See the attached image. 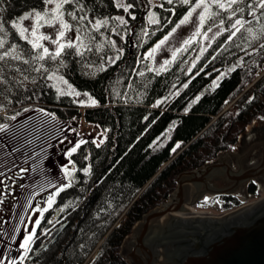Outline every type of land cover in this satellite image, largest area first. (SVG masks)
I'll return each instance as SVG.
<instances>
[{"label":"trees","instance_id":"obj_1","mask_svg":"<svg viewBox=\"0 0 264 264\" xmlns=\"http://www.w3.org/2000/svg\"><path fill=\"white\" fill-rule=\"evenodd\" d=\"M28 2L43 5L42 0H0L8 40L19 44L27 56L30 45L7 22L16 17L17 8H24ZM81 3L95 18L126 14L114 6L113 0ZM162 3L163 9L154 10L160 24H150L146 16L141 18L140 10L135 20L128 21L126 35L112 33L116 47L123 49L114 64L107 62L109 56L117 55L109 46L103 56L92 50L81 58L74 49H67L56 61H45L50 71L58 67V75L78 91L88 93L97 102L95 105L60 95L54 81L46 79L48 72H35L24 64L18 66L28 69L24 72L28 80L19 73L6 72L16 79L9 80L8 85L0 84V90L7 89L0 94V123L10 124L12 120L7 117L19 113L18 117L26 112L24 109L37 106L62 122L83 118L107 136L100 145L86 140L69 158L67 165L71 169L74 163L75 168L72 187L61 192L44 212L37 233L49 236L55 222L58 227L66 224V228L47 250L25 264H84L96 250L92 264H127L121 256L124 240L144 215L176 191L179 175L234 151L246 132L256 122L264 121V34L260 33L264 17L257 21L248 16L247 10L243 14L252 21L245 27H252L258 39L242 29L229 40L225 31L205 52L199 47L190 57L187 51L178 62L156 73L145 54L190 8L176 1L171 5L166 0ZM168 9H174V14ZM230 23L226 20L223 27ZM61 59L65 66H61ZM93 64L104 65L106 70L95 78L84 76L83 67ZM84 168H90V174ZM263 189L254 187L250 194H239L250 199ZM55 191L43 201L39 199L36 207L43 204L42 209L47 208V198ZM233 194L220 196L223 209L241 205ZM69 202L71 206L65 207Z\"/></svg>","mask_w":264,"mask_h":264},{"label":"rangeland","instance_id":"obj_2","mask_svg":"<svg viewBox=\"0 0 264 264\" xmlns=\"http://www.w3.org/2000/svg\"><path fill=\"white\" fill-rule=\"evenodd\" d=\"M174 1L177 2V0ZM128 2H136V0H128ZM138 2L140 6L130 11H133L137 18L141 10V18L143 16H146V20L148 21V12L154 11L156 7H150L148 5V0H138ZM162 2L163 0H153V3L156 5L161 4ZM43 8L44 5H39L36 2H28V4L24 8H17L16 17L13 18V20L16 18L18 19L21 15L31 11L32 9L43 10ZM66 9L72 10L70 6H66ZM187 11L181 16V18L187 13ZM197 12H199V10H197ZM77 14L82 15L84 13L78 12ZM87 15L89 16V18L93 20L95 19V17L90 15V13L88 12ZM121 16L127 18V14ZM66 19H69V22L73 24L74 28L78 26L77 22L72 21L70 17L66 16ZM109 21L111 27H116L115 22H113L111 19H109ZM128 21H130V17L128 18ZM178 21H176V23ZM31 23V20H26L23 22L25 27L30 26ZM85 23H87V21H85ZM196 23L197 17L196 14H194L192 17V22L182 25L179 29H177V31L169 39L166 45L162 46V48L155 54L154 60L150 59L151 68L153 71H155L156 73L164 71L172 63L178 62L181 59L182 55L187 51L190 57H192V55L196 50L199 49V47L201 49H208L210 44L218 36L216 35V33L221 31V29L215 25L212 26V31L208 32L207 40H205L203 35H201L197 38L196 41L191 44V46H186L183 44L184 40L188 39L195 31ZM211 24L212 21H209L205 25V30L207 29L208 25ZM111 27L102 28L99 33L94 31L90 32V35L85 40V43H89L92 50H96L98 54H101L103 56L102 52L104 51V49L108 46L110 47L107 42L108 39L113 40ZM41 31L45 34L52 35L53 38H55V29L45 26L41 29ZM117 31L122 35L126 30L123 26H121L117 27ZM0 35H2V33H0ZM67 35L69 38L75 40L76 32L71 31ZM91 36H95L96 39L92 41ZM44 43L45 46L50 48V50H54L55 45H52L50 41H45ZM97 44H102L103 48H98L96 46ZM155 44H153L152 47H154ZM131 45L134 46L133 43H131ZM182 47H186L187 51H181L177 53L176 59L171 64L167 65L163 70L157 71V69H161V65L165 60L172 59V51ZM110 48L112 49V51H115L114 48ZM24 56H27V52L25 51ZM40 63H43L45 67L48 68V66L45 64V61ZM38 66L39 65L37 64L33 67ZM82 70L84 76L95 78L99 75L102 69L101 65L93 64L84 66ZM51 72L52 71L49 70L46 77L50 75ZM52 81H54L56 88H67L66 85L60 83L56 79H52ZM75 90L78 91L77 89ZM80 93V96H72L78 103H80L81 101L84 102L83 104L91 102V100L83 95L82 92ZM39 109L43 108L31 106V109L18 116L16 120L11 121V123L9 124L11 126V130L8 133H0V145H3V147H0V172L4 174L0 176V181H3V178H7L6 183H0V194L4 192L3 185L7 184L9 188V192L6 195V197L8 198L6 206L9 208V211L6 213L5 219H0V258H2L3 256H8L11 259L17 260L19 257L24 255V250L20 247L18 248L17 243H22L23 238L28 235L29 232L35 231V227L37 228L35 221L39 219L41 213H37V217L33 221L30 230H25L26 223L28 222V218L32 212L35 202L39 199L40 201H43L48 193H50L55 188L51 187L50 183L55 184L57 187L61 184L67 183L62 172V166L69 163V158L65 155L66 151L81 139L85 141H93L98 145L104 143L105 141L106 134H104L100 130L95 129L92 131L83 132L82 128L84 127L80 120L62 122L56 118L52 119L51 117L44 115L39 111ZM46 112L50 113L48 111ZM33 128H39L38 138L36 133H33V135L31 136L26 135L27 132L32 130ZM13 132L17 133L15 137H13L12 135ZM65 137L67 139H65ZM25 139H31L33 140V143L25 144ZM230 153H238V145L234 149V151ZM216 161H218V158L211 163ZM21 169H26V171H21ZM14 182L18 184L16 187H13ZM256 194L257 198H254L253 200L257 199L258 201V199L261 200L262 198H264V193L261 192V190H259ZM220 196L221 195L214 196L212 194L206 193L203 197L195 202V205L191 204V206L196 211L210 212H225L238 208L235 207L229 210L223 209V200L220 198ZM237 196L240 198L238 199L240 200L242 205H246L248 201H250L244 200L241 195ZM253 203H250L249 205ZM1 210L4 209L0 208V211ZM34 244L35 239L31 245V249ZM5 264H7V262H5Z\"/></svg>","mask_w":264,"mask_h":264},{"label":"snow or ice","instance_id":"obj_3","mask_svg":"<svg viewBox=\"0 0 264 264\" xmlns=\"http://www.w3.org/2000/svg\"><path fill=\"white\" fill-rule=\"evenodd\" d=\"M174 0H166V3L171 5ZM178 3L183 5H190L187 13L179 19V21L174 24L172 29L162 38L160 39L154 47H152L146 54L145 59H153L155 58V54L162 48V46L166 45L169 39L173 36V34L179 29L182 25L189 24L192 22V17L196 14L197 23L195 31L192 35L184 40L183 44L186 46H191V44L197 40L198 37L203 35L204 39H208V32L212 31V26L215 25L221 29L220 32H217L216 35H221L223 32H228V39L231 40L232 37L236 36L237 33H240L241 30H245L247 33L253 36V38L258 39L252 27H245L246 25H250L252 23L251 20H246L244 18V12L247 10L248 16L253 19L259 21L261 17H264V0H251V2H246V0H177ZM114 6L117 9H123V11L130 17L131 20H135L136 16L133 10L139 7V2H128V0H113ZM42 4L44 5L43 10L32 9L31 11L24 13L18 19H14L8 21L10 23L11 28L15 29L19 38L26 42L31 47V52L29 57L24 56V49L21 48L19 44L11 43L8 40L9 33L5 28V23L3 17L0 16V84L8 85L9 80H15L14 76H7L6 72H16L19 73L20 76L23 77V80H28V76L24 74L28 69L21 70L18 66L19 64L29 65V68L35 72H49V69L45 67L43 61H56L61 58L67 49H74L76 55L81 58L84 57L85 52H90L92 50L89 43H85V40L89 37L90 32L94 31L99 33L102 28L111 27L110 21L108 18H95L94 20L89 18L87 15L86 6L81 3V0H42ZM148 5L150 7H159L161 9L164 8V4H154L153 0H148ZM66 6H70L72 10H67ZM215 9V10H213ZM199 10V12H197ZM4 11L2 3H0V13ZM168 11L173 12L174 9H168ZM84 13L82 15H78L77 13ZM222 13H228L227 17H224ZM259 14V15H258ZM70 17L72 21L77 22V27L74 28L73 24L69 22ZM217 17H219V21L217 24ZM148 21L150 24H160V19L156 12L149 11L148 12ZM26 20H31L32 23L30 26L25 27L23 22ZM111 20L115 22L116 27H111V31L115 35H121L120 32L117 31V27L123 26L125 28V35L127 34V25L128 19L124 16H115L112 17ZM227 21H231L229 27L224 28ZM87 21V23H85ZM212 21L211 25H208L205 30V25ZM167 23H172L171 20H167ZM45 26L51 27L55 29V38L52 35L45 34L41 31ZM71 31L76 32L75 40L68 37V33ZM260 33L264 34V25L260 26ZM143 35L147 36L148 31L144 30ZM124 36H121V39H124ZM95 36H91V40L94 41ZM45 41H50L52 45H55L54 50H50L49 47L45 46ZM108 44L110 47L115 48L117 55L109 56L107 58V62L114 64L123 54V49L116 47V43L114 40L108 39ZM98 48H103L102 44L96 45ZM264 48V45H261ZM206 49H202L205 51ZM181 51H187L186 47H182L172 51V59L165 60L161 65V69H157V71L163 70L167 65L171 64L177 56V53ZM34 53V54H33ZM215 57H213L214 59ZM16 62V63H9ZM61 66H65L63 60L60 61ZM39 65L38 67H33L34 65ZM102 70L103 65H101ZM151 70V69H150ZM59 72V68L57 67L55 71H52L50 75L46 77L48 80L56 79L60 83L67 86L66 89H57L60 95H68V96H80L81 93L76 91L67 80L63 78V76L57 75ZM141 76L144 75L143 72L139 73ZM19 81V83H23ZM33 82H35V78H33ZM187 87V85H185ZM7 89L0 90V94H4ZM91 103L95 105L97 102L92 99L88 93H83ZM81 104L84 102L81 101ZM0 110H2V106H0ZM24 111H28V109H24ZM41 113L46 116L55 119L54 114L47 113L44 109H39ZM19 115V113H17ZM17 115H12L7 117L10 120H16ZM11 130V126L7 123H0V133H8ZM74 131V130H73ZM33 133L37 134V138L39 135V128H33L28 131L26 135L31 136ZM13 137L17 135L16 132L12 133ZM23 135V134H22ZM65 139H67L65 137ZM25 144H32L33 140L25 139ZM87 143V141L81 139L79 142L75 143L70 149H68L65 153L66 157L70 158L74 153L81 148L83 144ZM3 147V145H0ZM15 150V149H14ZM70 163H73L70 161ZM21 171H26V169H21ZM83 171L86 174H90V168H84ZM62 172L64 173V177L67 180L66 184H61L57 187L55 184H51V187H55L56 191L50 194L47 198V208L35 209L36 212L41 213V217L43 212H46L48 208H51L55 202V199L61 192H63L66 188L72 187L73 183V175L75 172L74 163L73 167L70 169L68 165L62 166ZM4 175L0 172V176ZM2 183V181H0ZM207 202V201H206ZM3 203L2 194H0V204ZM71 206V202L65 207ZM35 224L39 226L40 219L35 221ZM36 238L35 231L29 232L23 238V242L20 244V248L24 250V255L20 257V261H23L28 253L31 251V245ZM18 264L16 259H11L8 256H3L0 258V264Z\"/></svg>","mask_w":264,"mask_h":264},{"label":"water","instance_id":"obj_4","mask_svg":"<svg viewBox=\"0 0 264 264\" xmlns=\"http://www.w3.org/2000/svg\"><path fill=\"white\" fill-rule=\"evenodd\" d=\"M251 129L256 135L252 131L246 133L238 144V153L233 154H243L253 142L264 138V121L256 122ZM230 154L222 153L218 161L179 175L177 189L168 201L144 215L124 240L121 256L128 264H264V199L225 212L189 208L206 193L218 196L231 192L230 182L226 187L217 181L225 178V171L233 172L228 166L234 161ZM256 161L257 158L252 162ZM259 173V168L237 173L235 180H251ZM240 195L246 201L255 198ZM33 217L34 213L28 226ZM65 228L66 224L59 226L50 242ZM48 243L32 258L43 252Z\"/></svg>","mask_w":264,"mask_h":264},{"label":"flooded vegetation","instance_id":"obj_5","mask_svg":"<svg viewBox=\"0 0 264 264\" xmlns=\"http://www.w3.org/2000/svg\"><path fill=\"white\" fill-rule=\"evenodd\" d=\"M251 128L246 133H248L249 131H252ZM255 133L256 132L252 131V135L253 136L256 135ZM254 141H256V140L254 139ZM257 149H259L258 154L255 155V152H256ZM243 152L244 153L240 154V155L233 154V153L230 154L233 157L234 161L229 163L228 166L230 167V169L234 173L233 172L228 173V172L225 171V174L223 175L225 178H223V179L219 178L220 180L217 179V181H220L226 187H227L226 184H229V182H230L231 185L230 184L229 185H230V187H232V190H231V192L229 194L234 193L233 194L234 196L236 194L240 193L241 191H244L245 193L250 194L254 187L257 188V189L264 188V138H262L259 141L253 142V144L248 149H246V151H243ZM256 158H257L258 161L252 162ZM235 167H236V170H235ZM258 168L261 170V173H259L258 175L254 176L251 180L242 181L240 183H238L235 180V174H237V173L240 174L242 172L250 171V170H254V169H258ZM2 182L6 183L7 182V178H3ZM17 185L18 184L16 182L13 183V187H16ZM3 191H4L2 193V195H3V197H2L3 198V203L0 204V208L4 209V210L0 211V219H5L6 213L9 211V208L6 206V203L8 201V198L6 197V195L9 192V188H8L7 184L3 185ZM37 201L35 202L34 207L32 209V212L30 214V216H31L34 213V217H33V219H32V221H31L29 226H28L29 218H28V222L26 223V226H25V230L26 231L30 230L33 221L37 217V213H40V212H36L35 209H37V208L42 209L43 206H44L43 204H40L38 207H36ZM44 217H45V213L43 212L42 217H41V214H40V217H39L40 223L42 222ZM61 222H62V220L60 221V223ZM57 225L58 224L55 222L54 226L51 228V231H52L53 228H54V230L47 237H46V233H43L41 235L38 234L37 232H38L39 226H37V228L35 227V229H36L35 230V233H36L35 244H34V246L32 247L31 251L28 253V255L26 256V258L23 261H20V257L17 259L18 264H25V262L27 260L32 261L35 258L39 257L45 250H47L49 248L51 242H53V241L50 242V238L52 237L54 232L57 230V228H58ZM47 242H49L48 243V247L43 252H41L38 256H35L34 258H32V255L42 245H44ZM20 243L21 242L17 243V247L18 248L20 247Z\"/></svg>","mask_w":264,"mask_h":264},{"label":"built area","instance_id":"obj_6","mask_svg":"<svg viewBox=\"0 0 264 264\" xmlns=\"http://www.w3.org/2000/svg\"><path fill=\"white\" fill-rule=\"evenodd\" d=\"M82 124H83V127L84 128H82L83 130V132H88V131H92V130H95V129H97V130H100V131H102L99 127H97L96 125H94L93 123H89V122H87V121H85L84 119H81V121H80ZM103 132V131H102ZM104 133V132H103ZM105 134V133H104ZM238 197V196H237ZM239 198V197H238ZM255 198H257V197H255ZM240 199V198H239ZM253 200V199H252ZM250 200V201H248V203L246 204V205H242V207H245V206H247V205H249L250 203H253V202H255V201H257V199L256 200ZM259 200V199H258ZM250 202V203H249ZM97 250L96 251H94L92 254H91V256L86 260V262L84 263V264H92L93 262H94V260H95V258H96V255H97Z\"/></svg>","mask_w":264,"mask_h":264},{"label":"bare ground","instance_id":"obj_7","mask_svg":"<svg viewBox=\"0 0 264 264\" xmlns=\"http://www.w3.org/2000/svg\"><path fill=\"white\" fill-rule=\"evenodd\" d=\"M263 199H264V198H262L261 200H258V201H256V202L262 201ZM256 202H255V203H256ZM192 204H193V203H192ZM253 204H254V203H253ZM251 205H252V204H251ZM247 206H249V205H247ZM245 207H246V206H245ZM189 208L192 209V210H195L191 205H189Z\"/></svg>","mask_w":264,"mask_h":264}]
</instances>
